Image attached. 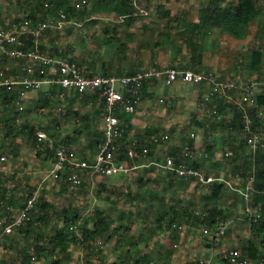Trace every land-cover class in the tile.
Returning <instances> with one entry per match:
<instances>
[{
  "label": "rangeland",
  "instance_id": "rangeland-1",
  "mask_svg": "<svg viewBox=\"0 0 264 264\" xmlns=\"http://www.w3.org/2000/svg\"><path fill=\"white\" fill-rule=\"evenodd\" d=\"M36 1L0 0V27L10 29L18 25L21 30L25 19H30L33 23L41 20L44 14L43 11H36ZM38 1L40 5L42 4L43 10H51L57 4L63 8L72 7L62 27L46 29L36 40L38 46L42 47L41 51L44 54L60 56L53 53L58 49L57 53L66 52V55L61 56L78 63L82 60L89 61V65L92 67L91 64H93V67L97 69L101 62L110 65L123 64L127 68L135 65L142 68L154 62L164 65L170 64L169 62H171L170 65L174 63L190 65L188 57L190 51L186 41L190 33L186 31L190 29L193 22L197 21L198 11L206 0H132L135 14L133 16L136 19L129 24L127 22V25L124 22L128 21L129 17L121 21L114 13L103 14L105 12L95 7L96 0ZM235 1L223 0L222 4L227 5ZM159 6H162L163 12L168 10L170 13L166 15L160 12ZM259 6L262 14L249 24L245 38L237 39L217 29H209V32L207 31L204 35L200 33L196 39L198 46L201 47V69L214 70L222 78H232L241 83L253 82V97L261 92L264 86V37L260 36L257 30L258 22L264 20V0H260ZM139 9L145 10L147 14H137ZM57 10L68 16L61 8ZM50 17L47 16V18ZM88 22L100 23V25L95 29L90 28L93 30L86 33L84 28L87 29ZM254 50H260L261 56L259 63L255 67H250L251 54ZM2 56L6 63L13 64V68L16 67L14 64L21 68L17 76L13 77L11 67L6 73V66H2L4 76L7 78L21 79L28 75V69L36 68V64L28 59L3 54ZM137 61L141 63L136 64ZM209 89L207 84L177 82L165 86L159 83L153 93L146 90L147 95L143 94L141 101L150 104L147 108L143 104L139 111H142L144 106L150 112L148 118H146L147 114L143 115L147 122L152 117L156 122L163 121L164 124L160 126V129L169 134L171 142H180V139L187 137L189 132L195 131L199 142L209 144L200 149L202 152L204 150L208 152L206 158H201L200 164L206 172L219 175L229 183L231 182L230 186L223 184V188L216 197L212 195L211 186L190 184L187 181H175L170 184L169 181L156 179L154 186L148 185L147 180L139 182V178L148 177L146 168H139L130 176L124 177L88 176L83 179L84 184L81 187L71 192L61 179L53 181L44 179L45 171L49 166L45 158L51 159V156L45 154L46 157L42 159L43 151H35L27 145L26 141H23L25 143L22 147L19 146L16 139L20 137L26 139L20 131L11 133L4 140L7 130L0 128V138H2L0 156L5 155V160L0 161V201L8 203L1 198L3 188L6 199L8 196H13L17 201L12 202L13 206L22 205L25 191L36 189L39 193L36 212L31 217L33 224L28 227L31 229L26 235L28 237L22 239L26 226L24 225L0 238V264H19L22 252L32 255L31 264H53V260H57V264H137L138 258H145L147 264L194 262V249L204 238L200 235V225L197 220L189 215L195 210L198 212L197 215L202 216L213 206L221 210L220 219L229 223L225 236L219 241L217 254L230 247L246 251L248 243L255 241V236L250 231L245 200L238 191L233 189H242L245 185V179L242 178L248 170L245 149L239 160L233 163V147L237 146L245 132L243 130L238 134L225 124V121L229 120L233 114L232 106L227 102L230 101L233 104V100L225 99L223 95L217 94L224 98L217 103L214 97L216 93L214 95L207 93ZM171 95L174 97L170 98ZM32 96L30 94L31 98ZM54 101L56 103V100ZM74 101L75 109L70 107L69 115L64 118L65 129L62 133L71 136L76 142L80 140L86 142L89 136L81 127V123L89 120V115L87 119H83L82 114L85 112L91 114V108H94V105L88 103L90 100L86 98ZM48 103L45 100L41 103L45 108L42 113H46L47 119L51 109ZM34 106L30 104V110H33ZM5 107V104L0 102V120ZM74 111H77V115L73 113ZM259 112L261 125L254 129L261 132L264 148V107ZM217 116H219L218 119ZM93 117L97 124V114H93ZM90 137V141L95 142L99 136L93 132ZM18 148L21 149V160L18 158L20 154L17 153L20 152ZM228 150H233V155L230 157L225 156ZM38 161L41 162L38 163ZM38 166H41L39 173H34V168L37 170ZM43 201L48 204L46 210H42L38 205ZM170 207L177 208L179 215L175 218L164 215L165 211H168V214L171 213ZM68 208L78 210L77 224L79 225L86 223L88 227L92 226L97 218L95 210L101 212L102 218L106 219L109 225L102 230L101 234L90 240L82 238L80 242L70 244L67 255L57 251L53 254L43 252L39 259L35 258L34 244L37 241L39 244L44 241L47 245L53 228L63 225ZM182 210H185L187 214L184 213L181 216ZM10 216L11 214H8L0 204V231L9 222ZM170 219L173 221L169 227ZM113 228L117 230V233L109 240L107 235ZM174 233L177 234L175 239L172 235ZM37 236L40 238L37 239ZM259 248L260 255L264 257V246ZM219 256L214 258L212 264H222Z\"/></svg>",
  "mask_w": 264,
  "mask_h": 264
},
{
  "label": "built area",
  "instance_id": "built-area-1",
  "mask_svg": "<svg viewBox=\"0 0 264 264\" xmlns=\"http://www.w3.org/2000/svg\"><path fill=\"white\" fill-rule=\"evenodd\" d=\"M136 13L147 14L143 9H139ZM133 15H135L134 12L131 16ZM127 17L129 16L119 15L121 21ZM46 18L35 23L30 19H25L21 30L18 25L10 29L0 27V51L2 54L28 59L36 64V68L28 69V75L21 79L7 78L4 76L3 71H0V88L14 91L15 97L10 100L11 105H18L28 91H38L45 85L49 88L56 87L60 97H64L68 91H72L78 95L90 94L101 100L103 106L102 135L97 152L92 160L80 158L71 142L63 139L57 140L49 136L44 130L38 127L34 128L36 149L43 151V155L48 154L51 156V178L63 180L69 191L72 192L77 189L83 179L88 176L101 178L130 176L137 169L146 166H154L178 178L192 179L194 183L200 186L216 182L230 186L229 181L225 178L209 175L199 167L198 162L195 160L202 157L206 158L207 153L201 151L198 154L193 144L187 141L183 143L180 154H168L162 161L149 160L146 163L142 160L149 157L150 144L157 146L169 142V134L160 131L151 134L148 139L142 141L137 139L123 140V122L119 119L117 113H134L143 85L151 81H161L166 86L177 82L194 85L207 84L210 88L207 93L211 95L221 94L225 99L233 100V104L243 112L245 155L249 160H254L256 150L262 147V135L261 132L254 129L252 119L248 114V109L256 105L255 97L252 96L253 82L241 83L232 78H222L214 70H196L185 67L180 63H174L166 67L154 65L142 67L132 74L105 75L93 73L84 64L65 56L44 54L39 49L36 40L42 32L49 28L62 27L65 19H67L62 11H58L55 16ZM22 40L33 41L34 47L32 49L24 48ZM260 109L257 111V116L261 115ZM213 112L215 113V110ZM188 137L193 140L195 133L193 131L189 132ZM231 155H233V150L225 152V156L230 157ZM3 160H5V157L0 156V161ZM253 167L251 166L245 171L242 177L245 179V185L243 189L239 190L245 200V211L250 221H256L264 211L261 205L253 207L250 203L251 195L254 192ZM143 180L146 181L145 178ZM147 181L148 185H155L154 181ZM22 199L23 203L20 206H13V203L0 201L4 210L11 214L10 221L0 231V238L26 225L36 212L39 200L38 190L25 191ZM197 213L193 210L191 218L195 220L197 217H201L202 219L208 215V212L202 216L197 215ZM215 218L216 221L210 226L205 222H198L200 235L204 240L194 249V262L197 264H212L214 258L220 255L222 264H264L263 258H252L237 247L222 250L220 254H217L219 253L217 252L219 241L225 236L229 223L220 219L219 216Z\"/></svg>",
  "mask_w": 264,
  "mask_h": 264
},
{
  "label": "trees",
  "instance_id": "trees-1",
  "mask_svg": "<svg viewBox=\"0 0 264 264\" xmlns=\"http://www.w3.org/2000/svg\"><path fill=\"white\" fill-rule=\"evenodd\" d=\"M132 0H96V8H99L102 12L105 13H114L115 15H127L129 16L128 22H134L136 19L135 16H131L133 13L134 7L132 5ZM223 0H206L204 2V5L199 9L198 11V17L197 21L193 22L190 26V29L187 30V33H190L189 37H186L187 45L189 47L190 55L191 57V64L188 66L190 68H194L196 70H202L201 69V47L198 46L197 43V37L201 35H204V31L209 29H217L219 31H222L224 33H227L234 38L241 39L245 38L248 33V26L249 24L258 16L262 14V9L259 6L260 0H236L233 3H229L227 5L222 4ZM36 5V11H43L42 19H45L48 15L52 16L57 13V9L63 10L67 15L72 11V7L69 8H63L59 6L58 4L53 9H47L43 10L42 4H39V1L37 0L35 2ZM42 6V7H41ZM158 10L160 12L162 11V6L158 7ZM69 11V12H68ZM164 14L168 15L170 12L168 10L163 12ZM73 15V13H72ZM66 16V18H68ZM258 33H260V36L264 37V20L258 22ZM24 48L26 49H32L34 47L33 41L27 40L23 41ZM41 50L42 47L38 46ZM56 49V48H55ZM58 49H56L53 53H57ZM59 55H66V52L57 53ZM261 56L260 50H254L251 54V61H250V67H255L259 63V58ZM134 70L128 71L126 74H132L134 73ZM103 74L109 75V73L104 72ZM37 76V73L35 74ZM148 82L145 83L141 89V91H144L146 89ZM142 93V92H141ZM0 96L2 102H9L11 98L14 96L12 92L6 91L5 89H0ZM140 96H142L140 94ZM215 101L219 103V101H222L224 98L222 96H218L215 94ZM218 97V98H217ZM220 97V98H219ZM256 105L254 107H251L248 109V114L252 119L253 127L257 128L261 125V119L259 116H257V111L259 108L264 107V86L262 88V91L257 93L255 98ZM227 103L232 106L233 114L231 118L227 121H225V124L232 129L238 132V134L242 133L243 131V112L241 109L237 108L236 105H233L228 101ZM75 115H77V111L73 112ZM117 116L119 119H121L120 113H117ZM83 119H87V115H82ZM91 126V125H90ZM11 130H7V133H11ZM95 134L98 136L100 135L99 131H95ZM125 130L123 132V140L125 139ZM97 142H100V138ZM186 139L183 140L184 142L187 141L188 143L192 142L191 138L187 137L181 138ZM66 140H69L67 138ZM126 140V139H125ZM139 141H142L138 139ZM70 141V140H69ZM234 149V156H233V163L237 162L239 160V157L242 155L243 149H244V139L241 138L240 141L237 143V146L233 147ZM39 154V153H38ZM174 154V153H171ZM247 166L248 169L251 166H254V181H253V188L254 192L251 195L252 200V206L255 207L257 205H261L264 210V148L259 147L254 156V160H249L246 157ZM253 161V162H252ZM195 165H197L195 162H193ZM253 164V165H252ZM198 166V165H197ZM139 182H142V178H139ZM66 184V183H65ZM84 183L82 182L79 187H81ZM212 187V195L217 196L221 189L223 188V183H214L212 185H209ZM253 197V198H252ZM1 198L5 201H8V203H12L14 201V197L11 196L6 199V196L4 195V188L3 192L1 193ZM39 207L42 210H46L47 208V202H39ZM170 214H168V211H165L164 215L165 217L172 218L178 216L177 208L170 207ZM185 210H182L180 215H184ZM78 210L76 208H68L64 215L63 225L61 227H54L52 234L49 236L47 245L43 241L41 244L37 241L34 244L33 247V253L35 254V258H40L42 256L43 252H46L48 254H53L54 251L60 252L63 255L68 254L69 245L75 244L80 242L82 238L85 239H92L95 236L101 234L103 229L105 227H108V222L106 219L104 220L102 218L101 212L98 210H95L96 214V220L92 224V226H89L86 223H83L81 225L77 224L78 222ZM187 214V213H185ZM222 214L220 209H217L216 206H213L209 209L208 215L204 218H196L197 222H205L207 225H212L216 221V216H219ZM189 216H192V213H190ZM10 221V220H9ZM172 219L168 221V226H171ZM196 223V222H195ZM33 224L32 219L29 220L26 223L23 238L25 239L27 234L31 231L28 227ZM72 227V228H71ZM250 231L253 233V236H255V241H250L248 243L246 251H244L246 254H248L252 258H264L262 254L260 255V248L259 246H264V211L261 213V216L256 221H250ZM117 233V230L113 228L110 230V232L107 235V239H112L114 235ZM174 239L177 237V234H172ZM40 236H37V239H39ZM32 255H29L27 252L23 253L21 255V259L19 261V264H31V257ZM137 264H147V260L145 258H138ZM53 264H57V260H53ZM185 264H197L196 262H189Z\"/></svg>",
  "mask_w": 264,
  "mask_h": 264
},
{
  "label": "crops",
  "instance_id": "crops-1",
  "mask_svg": "<svg viewBox=\"0 0 264 264\" xmlns=\"http://www.w3.org/2000/svg\"><path fill=\"white\" fill-rule=\"evenodd\" d=\"M103 14L106 15V14H111V13H103ZM127 22L128 21L124 22L125 25H127ZM105 23L108 24L107 22H105ZM87 24H88L87 26L85 25L87 29L84 28V32H86V33H89L90 31H92L96 27H99V25H100V23H97V24L92 23L93 24V26H92V24L89 22ZM128 24H129V22H128ZM90 28H93V29L90 30ZM106 29H108V28L106 27ZM211 30H214V29H211ZM207 31L209 32L210 30L204 31V34ZM54 54H57V53H54ZM188 57L190 58V61H191L192 56L190 55V53H189ZM82 59H83V57L81 58V60ZM6 62L7 61H5L3 59V56L0 52V64H1L0 71H4L1 67L6 66V69H7L6 73H8L9 67H11L10 71L14 75L13 77L17 76V73H19V71H21V68L18 65L14 64V66H16L15 67L16 70H15V68H13V66H12L13 64H8ZM85 62L86 61L82 60V62L80 64H84V65L88 66V68L90 67V71L93 73H101V74H103L104 72H107L109 74L123 75V74H126L130 70L136 71V69L141 67V66L137 67L135 65L133 67L127 68V67H125L126 65H123V64L122 65H118V64L110 65L106 62L104 64L101 62V64H98L97 69H95L93 67V64H91L92 67L89 65L90 64L89 61L86 63ZM135 63L140 64L141 61H139V62L137 61ZM154 63H156V64L158 63L157 65H154V66H158V67H166V66H169L171 64V62H169L170 64H167V65H164L163 63H160V62H154ZM152 65H149V66H152ZM142 66H144V65H142ZM185 66H189V65H185ZM145 67H148V66H145ZM16 78H19V77H16ZM159 83H162V82L161 81L148 82L146 89L144 91H141L142 93H140L142 96L139 97L140 101L138 102L137 107H136V111L134 113L127 114L124 112H119L120 116H121V121L123 122L124 130L126 132V134H125L126 140L148 139L151 136V134L156 133V132H160V131L167 133L165 130L160 129V126L164 124L163 121L161 123L156 122L155 118L152 117V119H150V121L147 122V120L144 119L145 117H143L144 114H147L146 118H148V113H150V112L148 110H146V108H147V105L149 106L150 103L142 102L141 97H143L144 93L146 94V90L149 91L150 93H153L154 90L156 89V87H158ZM1 89H4V88H1ZM5 90L12 92L14 94V96L12 98L15 97L14 91L7 90V89H5ZM30 94L33 95L32 98H34V99H32L30 97ZM162 97H164V95H162ZM162 97H160V99ZM172 97H174V95L170 96V98H172ZM81 98H86V100L89 99L90 101L88 103H91L92 105H94V108H91V114H89L88 112L84 113V114L88 113L86 115H89L90 121L85 120L83 122V124L81 123V127H83L85 129V131L88 133V136H89V138H87L86 142H83L81 140L79 142H76L71 138V136H69L65 133H62L63 129H65V123H64L65 119L64 118L69 115L70 107L72 109H75L73 107V103L75 102L74 100L81 99ZM43 100L49 102L48 104L51 106V109L49 111L50 115L48 116L49 119H47V115H45L46 113L45 114L42 113V110L43 111L45 110L43 105H41V103H43ZM54 100H56V103ZM99 101H101V100H99L98 98H96L93 95H90V94L78 95L72 91H68L64 97H60L58 95V90L56 87L49 88L46 85L43 86L38 91H35V90L28 91L26 93V96L22 100H20L18 105H15V104L11 105L10 101L9 102L7 101L4 103L1 101V96H0V102L4 103L6 106L4 108V111L2 112V119L0 120V128H4L6 130H11L12 134H15L17 131H20V133H22L26 139H23L21 137L19 139H16V141L19 143V146L22 147L23 144L25 143L23 141H26L28 143L27 145H30V147H32L35 151H37V149L35 147V143H34V128L38 127L39 129L44 130L49 136H52L57 140L63 139L65 141L71 142L73 144V146L75 147L76 152L80 158H83L86 160H92L94 158L96 152H97V149H98L100 142H97V139L95 142H91L90 136L96 130L99 131V133H100V135H99L100 140H101V135H102L101 128H102V114H103L102 109H103V106H102V102H99ZM30 104L35 105L34 106L35 108L33 110H30ZM143 104H145L146 108L143 106L142 111H139V109H141V106ZM96 105H97V107L95 108ZM86 111H88V110L86 109ZM96 111H97V113H95ZM93 114H97V118H98L97 124H96V120H94L95 118L93 117ZM148 123H151V125L150 124L148 125ZM78 127L80 128V124H78ZM193 132L196 133L195 131H193ZM11 133H7V131H6V134L4 135V140L7 139L6 136H9ZM67 138H69L70 141L66 140ZM1 139L2 138H0V140ZM185 142L181 139H180V142H177V141L171 142V137H170L169 142L161 143L157 146L155 144H150L149 157L145 160H142V161L146 162V163L149 162V160L162 161L164 159V157L168 154H171V153H174L175 155L180 154L181 149H182V145ZM190 144H193V146L197 150L198 154L201 153L200 149H203L205 146H209V144L207 142H199L197 133L195 135V138L192 140V142ZM18 149H20V148H18ZM210 150H211V147H210ZM14 152L16 153V150ZM205 152L207 153V156H208V152L207 151H205ZM17 153L18 154L20 153L18 155V158H19V160H21L22 159L21 149H20V152H17ZM2 156L5 157V155H2ZM41 157H42V159H44L46 157V155L41 154ZM45 160H48L49 166L47 165L48 168L45 171L46 175L44 176L45 178L44 177L43 178L53 181L54 179H52L50 176V170L52 167V162H51L52 159L45 158ZM201 160H202L201 158H197L195 161H197L199 164V167L204 172H206L203 169V165L200 164ZM6 161H7V159H6ZM142 161H139V162H142ZM40 162L41 161H38V163H40ZM23 167H25V166H23ZM39 167H41V166H38L37 170H36V168H34V173H36V172L39 173ZM142 168H146V171H148V173H147L148 177H144V178L146 180L154 181V183L157 181L156 179L169 181L170 184H172L175 181H180V182H183V181L186 182L187 181L190 184L194 183V181L192 179L178 178V177L172 175L171 173L163 171L161 169H158L154 166H146V167H142ZM154 169H155V171H159V172L156 173L154 171ZM206 173L209 175L221 177V176L215 175L213 173H209V172H206ZM209 185H212V184H209ZM209 185H202V186H209ZM233 189H234V191L236 190L238 192L240 190L237 188H233ZM242 189H243V187H242ZM239 194H240V192H239ZM13 202H17V201L14 200ZM230 248H232V247H230ZM227 249H229V248H227Z\"/></svg>",
  "mask_w": 264,
  "mask_h": 264
}]
</instances>
